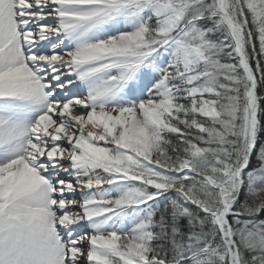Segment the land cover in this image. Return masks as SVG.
Listing matches in <instances>:
<instances>
[{
    "label": "snow or ice",
    "instance_id": "1",
    "mask_svg": "<svg viewBox=\"0 0 264 264\" xmlns=\"http://www.w3.org/2000/svg\"><path fill=\"white\" fill-rule=\"evenodd\" d=\"M0 264H264V0H0Z\"/></svg>",
    "mask_w": 264,
    "mask_h": 264
}]
</instances>
